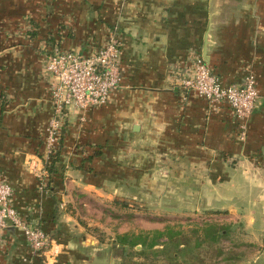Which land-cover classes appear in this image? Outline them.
<instances>
[{
	"label": "crops",
	"instance_id": "0c3cea01",
	"mask_svg": "<svg viewBox=\"0 0 264 264\" xmlns=\"http://www.w3.org/2000/svg\"><path fill=\"white\" fill-rule=\"evenodd\" d=\"M113 34L122 44L121 88L84 121L68 111L53 161L46 129L55 81L46 58L56 46L88 56ZM197 55L223 87L254 74L259 101L244 141L227 105L184 87ZM0 180L13 188L22 220L58 239L87 199L124 191L132 205L149 206L153 191L168 216L210 213L260 243L264 0H0ZM85 240L69 241V256L57 261H82ZM91 245L95 255L99 243ZM50 256H36L13 228L0 237V264H46Z\"/></svg>",
	"mask_w": 264,
	"mask_h": 264
},
{
	"label": "rangeland",
	"instance_id": "374dc122",
	"mask_svg": "<svg viewBox=\"0 0 264 264\" xmlns=\"http://www.w3.org/2000/svg\"><path fill=\"white\" fill-rule=\"evenodd\" d=\"M149 193L152 196L149 206L132 205L124 191L114 198L111 191H103L102 195L98 196L99 200L90 198L85 204L77 205L76 209L72 208L77 213L74 221L69 222L68 230L71 229V232L64 234L60 232L63 234L60 239L56 235L52 237L49 235L54 242L53 248L57 246L55 249L60 250H57L58 254L53 255L50 251L51 260L49 259L46 264H68L69 262L65 261L58 262V255L66 251V255L69 256L68 248L66 249L68 242L75 244L82 237L86 239L85 247L83 250L77 249L82 261L73 260L70 256V264H92L93 241L99 243V249L94 255L98 264H264V240H259L260 243L251 242L253 238L249 236L244 225L232 223L234 226L232 231L228 229L226 235H223L222 230L219 231L218 239L215 241L212 235L216 228L227 226L228 222L206 212L199 216L182 218L173 214L168 216L167 212H171L169 205L160 207L161 201L157 194L153 191ZM160 193L165 197L167 191ZM165 200L168 203L167 199ZM171 228L174 233L177 232L174 242L186 245L179 248L182 252L179 253L177 262L173 263L169 258L167 250L176 251V248L173 242L164 246L168 243L166 237L155 247V250L166 251L165 253L155 254L149 251L148 255H140L141 245L136 248L123 246L128 247L127 250L119 248L122 247L119 245L122 237H127L129 241L145 237L150 241L154 240L158 233Z\"/></svg>",
	"mask_w": 264,
	"mask_h": 264
},
{
	"label": "built area",
	"instance_id": "2783aa9c",
	"mask_svg": "<svg viewBox=\"0 0 264 264\" xmlns=\"http://www.w3.org/2000/svg\"><path fill=\"white\" fill-rule=\"evenodd\" d=\"M122 44L113 34L109 42L88 56L56 46L45 61V69L55 83L51 88L53 116L46 129V149L54 155L67 125L68 111L74 109L81 120L88 111L106 106L123 82ZM193 76L183 82L213 105H227L238 122L240 140L247 137L248 122L257 108L256 78L249 73L240 85L223 87L219 77L200 56L193 58ZM13 188L0 180V237L13 228L23 233L36 256L52 252L54 242L40 226L25 223L12 207ZM52 247V249H51ZM51 249V250H50Z\"/></svg>",
	"mask_w": 264,
	"mask_h": 264
},
{
	"label": "trees",
	"instance_id": "16d2710c",
	"mask_svg": "<svg viewBox=\"0 0 264 264\" xmlns=\"http://www.w3.org/2000/svg\"><path fill=\"white\" fill-rule=\"evenodd\" d=\"M53 161H55V157L53 155L52 157ZM229 227H226V226H222V227H219V228H216V231L215 233L212 235L213 236V240L217 241L218 239V235H219V231L222 230L223 232V235H226L227 232L229 231L228 230ZM177 234V232L174 233V230L171 228V229H168L167 231H163L161 233H158V235L154 238V240H148V238L145 239V237H139V240L137 241H129V239L127 237H122L121 239V243H119V245L121 246H129L130 248H136L137 246L141 245L142 247V250L139 252L140 255H148L149 251L152 252V253H155V254H159V253H165L166 251H157L155 250V247H157L158 245L161 244V239L163 238H167V242L168 243H165L164 246H167V244H169L170 242L172 244H175V248H176V251H168L167 250V253L169 254V258L171 260V262H177L178 261V258H179V253L182 252V251H179V248L181 246H184L185 244L182 243L180 244L178 241L175 243L174 242V236ZM142 239V242H140V240ZM186 246V245H185ZM169 248V247H167Z\"/></svg>",
	"mask_w": 264,
	"mask_h": 264
},
{
	"label": "water",
	"instance_id": "95a60500",
	"mask_svg": "<svg viewBox=\"0 0 264 264\" xmlns=\"http://www.w3.org/2000/svg\"><path fill=\"white\" fill-rule=\"evenodd\" d=\"M119 248H121V249H124V250H127L128 249V247H119Z\"/></svg>",
	"mask_w": 264,
	"mask_h": 264
}]
</instances>
